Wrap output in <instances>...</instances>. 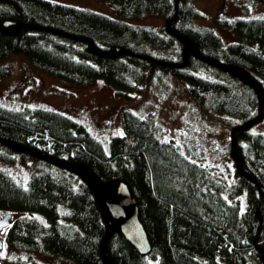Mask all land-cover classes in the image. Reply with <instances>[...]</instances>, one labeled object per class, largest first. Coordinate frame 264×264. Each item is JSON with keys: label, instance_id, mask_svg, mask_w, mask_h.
Segmentation results:
<instances>
[{"label": "trees", "instance_id": "obj_1", "mask_svg": "<svg viewBox=\"0 0 264 264\" xmlns=\"http://www.w3.org/2000/svg\"><path fill=\"white\" fill-rule=\"evenodd\" d=\"M106 1L117 17L55 0H0V60L21 54L66 82L103 77L125 95L161 72L182 78L200 107L243 118L230 138L233 179L164 139L151 113L122 106L123 132L106 148L60 111L0 104V159L21 152L35 161L27 185L0 167V209L18 213L6 242L73 264L264 263V132L251 129L264 109V15L216 18L241 38L224 45L213 29L192 23L201 12L190 0ZM155 12L161 31L126 20ZM8 73L1 64L0 76ZM56 159L90 168L108 194L125 181L150 251L140 253L106 222L88 173Z\"/></svg>", "mask_w": 264, "mask_h": 264}, {"label": "rangeland", "instance_id": "obj_2", "mask_svg": "<svg viewBox=\"0 0 264 264\" xmlns=\"http://www.w3.org/2000/svg\"><path fill=\"white\" fill-rule=\"evenodd\" d=\"M99 11L114 17L117 12L106 0H55ZM262 0H190L201 15L194 18L196 26L213 29L224 45L241 40L229 25H219L216 18L253 17L264 15ZM127 21L148 25L161 31L162 18L158 13L144 17H129ZM264 47V44H263ZM159 53H171L159 49ZM7 64L8 75L0 76V104L21 109L26 106H42L60 111L83 122L102 144L108 148L110 137L123 132L119 110L128 106L140 116L152 114L164 139L173 140L189 158L210 166L228 183L233 179L235 161L229 152L234 125L243 118L200 107L185 90L182 78L160 73L151 82L138 81L137 89L125 94L116 93L103 78L83 85L66 82L54 75L37 69L31 61L17 53L0 60ZM253 131L264 132V109L251 125ZM21 153V152H20ZM19 152L11 162L0 159L4 168L21 185H27L35 168V161L23 158ZM246 202V201H245ZM245 202L243 206H245ZM0 209V217L5 214ZM18 213H12V218ZM7 228L1 232L0 264H73L68 260L45 256L39 252L12 248L5 239ZM264 264V263H261Z\"/></svg>", "mask_w": 264, "mask_h": 264}, {"label": "water", "instance_id": "obj_3", "mask_svg": "<svg viewBox=\"0 0 264 264\" xmlns=\"http://www.w3.org/2000/svg\"><path fill=\"white\" fill-rule=\"evenodd\" d=\"M169 21H167V25ZM23 149V146H20ZM58 162L84 170L94 182L93 194L102 209L104 218L110 226L119 228L125 238L134 245L137 250L146 254L151 249V244L147 232L139 218L138 206L129 185L121 180L117 183L116 191L113 194L105 193L90 168L77 162L64 159H56ZM11 212H6L0 218V230L10 223ZM2 239L0 238V248Z\"/></svg>", "mask_w": 264, "mask_h": 264}, {"label": "flooded vegetation", "instance_id": "obj_4", "mask_svg": "<svg viewBox=\"0 0 264 264\" xmlns=\"http://www.w3.org/2000/svg\"><path fill=\"white\" fill-rule=\"evenodd\" d=\"M6 213V212H5ZM4 215V214H3ZM1 218V217H0ZM11 220V219H10ZM9 224L4 226L1 230H0V236H1V232L5 229V228H8Z\"/></svg>", "mask_w": 264, "mask_h": 264}]
</instances>
